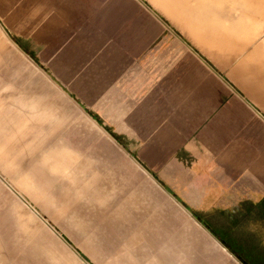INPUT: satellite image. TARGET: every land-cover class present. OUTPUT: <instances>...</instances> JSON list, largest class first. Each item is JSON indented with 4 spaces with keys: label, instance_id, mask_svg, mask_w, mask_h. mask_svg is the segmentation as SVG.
<instances>
[{
    "label": "crops",
    "instance_id": "crops-1",
    "mask_svg": "<svg viewBox=\"0 0 264 264\" xmlns=\"http://www.w3.org/2000/svg\"><path fill=\"white\" fill-rule=\"evenodd\" d=\"M153 2L20 0L17 47L104 133L115 175L146 177L147 197L157 186L243 264H264V57L237 54L251 42L219 0ZM147 200L120 207L139 216Z\"/></svg>",
    "mask_w": 264,
    "mask_h": 264
},
{
    "label": "rangeland",
    "instance_id": "rangeland-1",
    "mask_svg": "<svg viewBox=\"0 0 264 264\" xmlns=\"http://www.w3.org/2000/svg\"><path fill=\"white\" fill-rule=\"evenodd\" d=\"M19 3L0 0L6 33L0 54V157L6 156L0 161V264H243L228 248L227 235L192 222L157 186L147 197L141 191L146 177L114 174L115 160L100 153L104 133L48 86L18 49ZM219 6L231 8L229 0ZM233 10L245 23L249 18V24L235 23L234 39L251 42L236 41L244 46L236 47L237 54L264 57L262 17ZM255 67L263 71L264 63ZM36 82L49 94L38 109L32 101ZM24 172L32 184L20 182ZM132 198L150 199L154 207L134 208L140 214L132 217L130 208L120 207Z\"/></svg>",
    "mask_w": 264,
    "mask_h": 264
},
{
    "label": "bare ground",
    "instance_id": "bare-ground-1",
    "mask_svg": "<svg viewBox=\"0 0 264 264\" xmlns=\"http://www.w3.org/2000/svg\"><path fill=\"white\" fill-rule=\"evenodd\" d=\"M226 0H223V2H225ZM229 2H230V7L231 8H233V9H235V10H243V11H245L246 13H248V16L250 15L251 16V14L252 13H254V14H257V16H260V17H262V20H263V25H264V0H229ZM233 18H234V23H243V24H249L248 23V20H249V18L248 19H246V18H244V19H246L247 21H246V23H245V21L244 20H241V17L240 16H238V17H236V12H233ZM2 33H3V37H2ZM0 54L1 55H4V51L2 50V43H6V39H4V36H5V38H6V33H5V31H4V29H3V27L0 25ZM4 40H5V42H4ZM263 42V41H262ZM258 49H259V52H261V53H263L262 52V50H261V48H260V46H258ZM3 112V111H2ZM2 117L3 116H1L0 117V121H2ZM32 120V119H31ZM2 125H4V122L2 123ZM1 125V126H2ZM13 134V133H12ZM4 135V134H3ZM2 139L0 138V141H1ZM3 141V140H2ZM1 143V142H0ZM3 144H5V142H3ZM2 145V144H1ZM3 150V149H2ZM60 156V155H59ZM63 157H66V156H64V155H62ZM58 158H61V157H58ZM67 159H68V156H67ZM1 160H3V161H5L6 162V156H1L0 157V161ZM10 161V163L9 164H13V162H14V159H12V160H9ZM9 161H7V162H9ZM6 164V163H5ZM54 166V165H53ZM54 168L57 170V169H59V168H62V167H57V166H54ZM22 178L20 179V182H22V183H25L26 185H29V184H32V180L31 179H29V176H28V174L27 173H22ZM27 187H29V186H27ZM32 187V186H31ZM38 187V186H37ZM31 189V188H30ZM30 189H29V191H30Z\"/></svg>",
    "mask_w": 264,
    "mask_h": 264
}]
</instances>
